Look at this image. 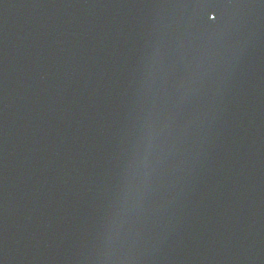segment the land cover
<instances>
[{
    "label": "water",
    "instance_id": "95a60500",
    "mask_svg": "<svg viewBox=\"0 0 264 264\" xmlns=\"http://www.w3.org/2000/svg\"><path fill=\"white\" fill-rule=\"evenodd\" d=\"M215 2L0 0V264H264V0Z\"/></svg>",
    "mask_w": 264,
    "mask_h": 264
},
{
    "label": "snow or ice",
    "instance_id": "6c2138e0",
    "mask_svg": "<svg viewBox=\"0 0 264 264\" xmlns=\"http://www.w3.org/2000/svg\"><path fill=\"white\" fill-rule=\"evenodd\" d=\"M198 2L204 6V7H208V8H212L216 6V2L215 0H198ZM212 18V17H210Z\"/></svg>",
    "mask_w": 264,
    "mask_h": 264
}]
</instances>
